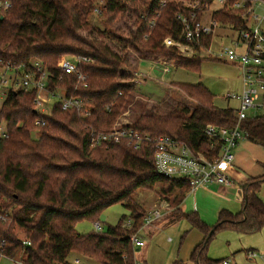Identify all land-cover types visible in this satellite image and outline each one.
Segmentation results:
<instances>
[{
	"label": "trees",
	"instance_id": "1",
	"mask_svg": "<svg viewBox=\"0 0 264 264\" xmlns=\"http://www.w3.org/2000/svg\"><path fill=\"white\" fill-rule=\"evenodd\" d=\"M189 1L0 0L9 3L0 14V65L29 71L30 63L37 59L54 75L49 89H64L68 97L82 98L92 105V115L80 118L75 111H62L55 104L52 115L45 117L46 125L37 126L41 115L35 110L34 91H10L4 100L0 108V250L5 257L23 256L24 264H72L69 257L77 254L99 264H135L136 249L130 236L143 229L148 213L134 196L156 187H160V198L169 204L170 222L185 220L205 235L206 240L191 256L198 264L225 261L207 256L220 229L249 235L264 228V202L260 198L264 181L241 183V212L221 210L217 225L212 227L196 212L181 209L191 184L186 178L159 174L152 142L140 150L125 143L95 149L90 146L91 128L109 132L131 105L134 86L121 80L126 77L124 68L136 70L138 57L164 58L177 67L200 71L207 59L200 54L183 57L177 47L165 44L167 39L185 42L179 15L189 14L184 5ZM237 1L227 0L229 7L214 12L213 18L234 29L244 28L241 15L245 10L231 8ZM208 2L212 0H201L202 4ZM98 6L105 29L93 21V10ZM154 19L156 24L150 28L148 23ZM116 21L121 24L115 26ZM64 56L88 58L80 65V71L88 75L86 88L57 67ZM179 87L194 101L191 109L177 107L167 113L141 115L132 128L152 139L176 138L194 152L207 155L211 149L204 133L207 125L233 128L236 112L217 107L214 95L203 84L181 83ZM241 126L249 133L248 141L264 147V115L249 117ZM2 127L7 137L1 135ZM118 203L130 213L116 226L87 235L76 232L78 222H100L101 213ZM129 218L132 226L128 229L124 222ZM18 230L24 237L18 236ZM23 240L30 245H23Z\"/></svg>",
	"mask_w": 264,
	"mask_h": 264
},
{
	"label": "built area",
	"instance_id": "2",
	"mask_svg": "<svg viewBox=\"0 0 264 264\" xmlns=\"http://www.w3.org/2000/svg\"><path fill=\"white\" fill-rule=\"evenodd\" d=\"M256 1L239 0L233 4L232 10H245L242 16L244 28L234 29L233 26L223 25L213 18V13L229 7L227 0H212L211 3H201V0H191L185 3L189 14H180L179 19L184 25L185 42L176 43L171 39L165 40L166 46H175L183 57L190 58L200 54L206 55L219 62H225L236 66L242 82V90L238 96L235 94L229 98L238 99L239 107L236 112L237 124L233 128L207 125L205 135L210 141V152H194L190 147L170 136H160L152 139L149 135L138 133L128 121H121L120 116L109 132H98L91 128L90 146L95 149L105 144L125 143L134 150H140L143 145L152 142L155 147V165L159 174L168 178H186L189 181L190 191L194 192L206 186L234 187L236 178L235 151L243 140H248L249 133L241 126L242 121L249 117L264 115V13H256ZM250 4L251 7H247ZM213 5L217 9L211 15ZM9 7L8 2H0V14ZM202 13L200 17L197 13ZM94 15H101L100 6L93 10ZM156 19L149 21L153 28ZM220 33L224 36L220 37ZM207 41V44L205 45ZM139 63L150 60L154 66H165L167 73L170 67H177L175 62L164 58L143 59L138 57ZM88 62V58L82 56H64L58 61L57 67L66 75L74 76L77 85L83 88L88 86V75L80 71V65ZM31 70H23L13 65H0V99H6L10 91L35 92V110L41 115L37 120V126L46 125V118L52 115L55 104L62 111H75L80 118H88L92 115L90 101L77 97H68L64 89H49V81L54 75L39 60L30 63ZM138 77L144 76L140 71ZM149 75V74H148ZM61 79V78H60ZM251 113V114H250ZM125 116V115H124ZM1 135L7 137L4 127ZM218 149V152L215 151ZM169 204L163 202L160 208H155L148 213L144 220L145 227H150L157 221H161L167 214ZM96 231H103L101 222L95 223ZM132 226L129 218L124 222L125 228ZM141 231V230H140ZM140 231L130 236V241L136 249H143L145 242ZM23 245H30L23 240ZM254 253L251 254L253 256ZM5 258L0 250V259ZM15 263L14 259H9ZM19 264H24L23 262ZM135 264H144L135 259ZM222 264H231L224 261Z\"/></svg>",
	"mask_w": 264,
	"mask_h": 264
},
{
	"label": "rangeland",
	"instance_id": "3",
	"mask_svg": "<svg viewBox=\"0 0 264 264\" xmlns=\"http://www.w3.org/2000/svg\"><path fill=\"white\" fill-rule=\"evenodd\" d=\"M254 4L257 14L264 13V0H256ZM219 6L213 5L212 10L207 11L206 16L211 15ZM93 21L96 23V26H100L102 29L106 28L104 23H102L105 21L102 14L94 15ZM120 21H116L115 26L120 25ZM107 28L113 29L112 27ZM119 33L121 34L122 32L120 31ZM122 34L125 35L126 32ZM222 36L224 35L220 33V37ZM202 58L207 60L202 61L199 72L190 71L191 69L182 68L181 66H173L165 73V66H154L150 60L139 63L138 59L134 63L137 66L136 70H130L132 73L128 68H124L126 77L121 80V83L133 85L135 93L131 99V105L122 113L121 116L123 118L121 121L134 123V120L141 115L152 112L167 113L173 109H177V107L191 109L194 106V101L179 89L181 83L192 85L203 84L214 95V102L217 107L230 108L238 112V99L228 97L233 94H239L242 90L238 68L225 62L208 60L206 55H202ZM139 71L144 74L141 78L137 76ZM4 100L0 99V108ZM35 135L39 136L38 134ZM235 156V165L238 171L246 177L244 182L259 184L264 181L263 146L243 140L236 149ZM261 187L260 198L264 202V183L261 184ZM232 195L234 194L231 192ZM160 196V187H156L150 191H139L134 196V199L149 213L155 208H160L161 203H163V199ZM241 196V200L237 196L236 198L233 196L231 199L235 201L234 205L236 206L233 214H238L242 210L243 194ZM129 213L124 206L118 203L104 210L98 219L105 229L109 225L116 226L120 219L125 215L128 216ZM217 222L218 216L212 220L210 225L214 227L217 225ZM156 223H159V221ZM95 227V222L82 220L76 225V232L87 235L95 232ZM142 228L144 230L145 226ZM160 228L161 230H156V232L151 231L150 234L144 232L147 246L141 249L140 254L143 256L146 254L145 257L148 264H171L172 258L176 257L179 247L181 245L183 247L186 242L190 243L191 237L195 234H201L199 235L201 242L206 240L201 230L192 227L187 221L177 223L166 220L160 225ZM17 234L19 237H24L21 230H18ZM183 236H185L184 239H182ZM249 251H252L254 255L250 256L248 254ZM250 254L252 253L250 252ZM207 256L213 260L229 261L231 264H264V228L257 233L249 235L239 234L232 229H220L209 244ZM69 258L72 264H99L94 260L81 257L77 254H72ZM22 260L23 256L15 258V263L9 259L2 258L0 259V264H19L23 262ZM188 264L198 263L191 260Z\"/></svg>",
	"mask_w": 264,
	"mask_h": 264
},
{
	"label": "crops",
	"instance_id": "4",
	"mask_svg": "<svg viewBox=\"0 0 264 264\" xmlns=\"http://www.w3.org/2000/svg\"><path fill=\"white\" fill-rule=\"evenodd\" d=\"M235 167H236L235 168L236 172H234V176L236 178V184L234 185V187H222V186L212 185L209 187L206 186L205 188H200L194 192H188L185 195V198L181 204V209L184 212L190 213V214L192 212H196L199 216L202 217L201 219L208 225H210L212 220L216 216L219 215L221 210H227L233 213V210L236 208V206L234 205L235 201L231 199L233 198V196L235 198L237 196V198H240L241 200L242 191L240 188V184L243 183L244 180L246 179V177L238 171L236 165ZM231 192L234 195L231 196ZM166 220H169V218L167 217V214L164 216V218H162L161 221H159V223H156L150 227H145L144 230L141 229L140 235L145 242L144 248H146L147 246V241L144 238V232L150 234L151 231L156 232V230L157 231L159 229L161 230L160 225ZM182 221H185V220H182ZM179 222L180 221H178L177 223ZM174 225H177V224H174ZM199 235L195 234L194 236L191 237L190 243L186 242L184 243L183 247L182 245L181 247H179L176 257L172 258L173 260L171 261V264H173V262L175 261H180L182 264H188V262H191L190 255H192L194 247L198 243L201 242ZM140 252H141V249L138 250L136 253L137 259L144 264H148L146 257H145L146 254L143 256L142 254H140ZM250 252L251 253L253 252L252 251L248 252V254L251 256ZM250 260H253V259H250Z\"/></svg>",
	"mask_w": 264,
	"mask_h": 264
},
{
	"label": "water",
	"instance_id": "5",
	"mask_svg": "<svg viewBox=\"0 0 264 264\" xmlns=\"http://www.w3.org/2000/svg\"><path fill=\"white\" fill-rule=\"evenodd\" d=\"M1 19H3V16H0ZM211 235V234H210ZM208 240V239H207Z\"/></svg>",
	"mask_w": 264,
	"mask_h": 264
}]
</instances>
